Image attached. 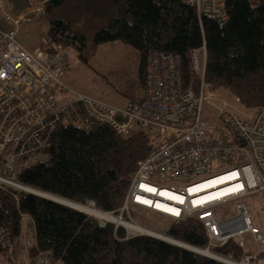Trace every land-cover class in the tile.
<instances>
[{"label":"trees","instance_id":"trees-1","mask_svg":"<svg viewBox=\"0 0 264 264\" xmlns=\"http://www.w3.org/2000/svg\"><path fill=\"white\" fill-rule=\"evenodd\" d=\"M225 10L227 20L219 24L198 18L181 0H47L43 14L30 15L29 23L44 28L40 48L63 55L67 62L75 55L89 65L103 43L121 41L132 47L139 55L144 96L130 102L145 98L151 51L179 56L182 88L197 94L200 79L190 53L204 48L207 84L228 90L246 109L264 107V0H225ZM159 147L154 135L138 128L124 133L104 122L63 125L50 139L47 162L20 173L17 181L67 202L93 201L97 210L117 215L138 163ZM3 160L0 157V168ZM171 222L162 236L207 249L199 220ZM27 225L31 237L24 244ZM0 229V260L10 263L22 258L26 264H42L41 258L47 257L48 264H227L159 239L127 238L112 223L100 227L84 213L10 188L0 189ZM209 250L234 262L244 255L235 239Z\"/></svg>","mask_w":264,"mask_h":264},{"label":"built area","instance_id":"built-area-1","mask_svg":"<svg viewBox=\"0 0 264 264\" xmlns=\"http://www.w3.org/2000/svg\"><path fill=\"white\" fill-rule=\"evenodd\" d=\"M46 1H31L26 14L14 16L0 0V157H4L0 189L34 194L17 177L47 162L50 139L63 125L88 127L104 122L124 133L138 128L154 135L160 147L138 163L121 213L131 206L158 213L155 203H165L177 210L174 216L162 213L173 221L195 218L201 222L208 248L222 247L235 239L245 252L235 264H258L257 257L247 252L244 236L252 235L264 247V232L253 224L251 208L243 200L256 196L264 207V107L240 113L227 103L224 93L207 84L204 48L190 53L200 79L197 94L182 88L179 56L151 51L141 103L130 102L119 109L71 91L72 99L62 102L51 86L61 87L59 80L68 67L67 59L40 47L26 50L17 39L30 15L43 14ZM181 1L193 8L198 18L219 24L227 20L225 0ZM204 107L214 112L212 119L203 118ZM223 177L224 182L209 190L198 187ZM226 188L230 190L221 198L204 199ZM163 191L182 200L166 198ZM141 200L154 206H146ZM229 205L232 207H226ZM80 206L82 213L97 219L100 227L112 223L109 216L113 213L97 210L93 201ZM3 239L0 229V243ZM40 262L48 264V258Z\"/></svg>","mask_w":264,"mask_h":264},{"label":"rangeland","instance_id":"rangeland-1","mask_svg":"<svg viewBox=\"0 0 264 264\" xmlns=\"http://www.w3.org/2000/svg\"><path fill=\"white\" fill-rule=\"evenodd\" d=\"M31 1L34 0H2L4 9L8 13L13 12L15 15L26 14L27 12L22 11L24 9L29 10ZM161 3L164 2L162 1ZM15 7L21 8L16 10ZM20 30L17 39L22 47L26 50H32L41 46L40 35L44 32V28L40 29L35 23H24ZM138 65L139 55L137 51L126 43L121 41L103 43L96 48L95 54L89 60V65H85L77 56L72 55V58L68 61V67L64 70L59 80L61 87L57 88L53 85L51 89L58 99L71 100V91L89 96L119 109H124L129 101H136L144 96V91L138 79ZM216 90L224 93L227 103L233 106L236 111L249 114L254 110L244 108L228 90L224 88H217ZM203 118L212 119V115L207 108H205ZM42 196L49 199L43 194ZM243 202L251 208L253 224L264 232V207L260 200L256 196H249ZM226 207H232V205ZM119 218L121 219L119 220ZM109 219L113 225L115 224V227L122 228L126 232L127 238L144 237L141 232L137 231L138 228L162 236L169 225L172 224V219L167 216L136 207L129 208L128 212L124 211L121 213L120 210L117 215H110ZM23 234V243L25 244V241L31 237L28 225L24 227ZM247 249L248 252L255 254L258 258H262L260 254L263 252H259L257 245L254 244V247L247 245ZM206 250L204 249L203 251ZM210 254L211 251L209 250V256L207 257H210ZM21 259L13 260L11 263L0 260V264H21L22 261L26 264ZM260 264H262L261 261Z\"/></svg>","mask_w":264,"mask_h":264},{"label":"bare ground","instance_id":"bare-ground-1","mask_svg":"<svg viewBox=\"0 0 264 264\" xmlns=\"http://www.w3.org/2000/svg\"><path fill=\"white\" fill-rule=\"evenodd\" d=\"M225 180H226V177L219 178V179L213 180V181H211V182L205 183V184H203V185H200V186H198V187H199V188L206 189V190H209L213 185L218 184V183H222V182H224ZM228 190H230V189H229V188L222 189V190H220L218 193H212V194H209V195L205 196L204 199H207V200H208V199L214 198V197H216V196H218L219 198H221V197H222L221 194H227V193H228ZM191 192H193V191H191ZM216 194H220V195H216ZM162 195L165 196L166 198H170V199H173V200H180V201L182 200L181 198H178V196H176V195H174V194H172V193L166 192V191H163V192H162ZM63 201H65V200H63ZM141 201H142V203L145 204L146 206H154V205H152V202H149V201H146V200H141ZM200 201H201V200H200ZM154 207H155L154 210L158 212L157 214L160 213V215H162V213H164V214H166V215H171V216H174L175 214H177V210H176V208H174V207H172V206H168L167 204L162 203V202H156ZM164 214H163V215H164ZM163 215H162V216H163ZM137 231L141 232V233L144 235V237H151V238H153L154 236L157 235V234H155V233H153V232H149V231H146V230H144V229H140V228H138ZM164 237H165V236H164ZM244 237H245V236H244ZM166 238H168V237H166ZM168 239H169V238H168ZM170 240H172V239H170ZM176 243H178V242H176ZM183 245H184V244H183ZM187 247H188L189 249H192V248H190L189 246H187ZM209 249H210V248H208V246H207V250H206V251L198 250V252H201L200 254H203L204 256H208V254H209ZM196 250H197V249H196ZM244 253H245V252H244ZM210 255H211L210 258H215V259L217 258V259H220V260H222L224 263H227V262H229L230 264H235V263H237V262H234V261H225V260H227V259L217 257V256L213 255L212 253H211ZM217 259H216V260H217ZM220 260H218V261H220ZM222 261H221V262H222ZM227 264H228V263H227Z\"/></svg>","mask_w":264,"mask_h":264},{"label":"water","instance_id":"water-1","mask_svg":"<svg viewBox=\"0 0 264 264\" xmlns=\"http://www.w3.org/2000/svg\"><path fill=\"white\" fill-rule=\"evenodd\" d=\"M32 194H33V193H32ZM34 194H36V195H38V196H41V197H44V196H42V193H39V192H34ZM43 195L49 197V200H51V201H53V202H56V203H59V204H61V205H64V206H66V207H68V208H71V209L77 210V211H79V212H81V213L84 211V209L82 208V206H80L79 204H72L71 202L63 201L62 199H59V198H56V197H53V196H50V195H46V194H43ZM44 198H45V197H44ZM46 199H48V198H46ZM153 238H155V239H159V240H162V241H165V242H168V243H171V244H173V245H176V246H179V247H182V248H185V249H188V250H191V251L197 252V253H201V252H198V250H196V249H194V248H192V247H190V248H192V249H189V248L187 247V245H183V244H181V243H176V241H174V240H170V239H168V238H166V237H164V236H161V235H156V236H154ZM208 256H209V255H208ZM213 259H215V258H213ZM216 259H217V258H216ZM217 260H220V259H217ZM220 261H222V260H220ZM222 262H223V261H222Z\"/></svg>","mask_w":264,"mask_h":264},{"label":"crops","instance_id":"crops-1","mask_svg":"<svg viewBox=\"0 0 264 264\" xmlns=\"http://www.w3.org/2000/svg\"><path fill=\"white\" fill-rule=\"evenodd\" d=\"M29 4H30V3H29ZM15 8H16V7H15ZM20 8H21V7H17L16 10H17V9H20ZM24 11H25V12H28V9H24L22 12H24ZM10 14L15 15L13 12H11ZM23 14H24V13H23ZM21 15H22V14H21ZM21 15L18 14V15H15V16H21ZM129 102H130V101H129ZM207 110L210 112V114H211L212 116H214V112H213L211 109L207 108ZM204 114H205V111H204ZM246 236H249V237H246ZM244 242H245V244H246V249H247V245H248V246L250 245V247H251V246L254 247V244L257 245V248H258L259 252H263L262 258H258L255 254L248 252V249H247V252H248L249 254L254 255V256L257 257V259H258V264H260V261H261L262 264H264V247H262L258 242H256L255 239H254V237H253L252 235H250V234H246V235H245V237H244Z\"/></svg>","mask_w":264,"mask_h":264}]
</instances>
